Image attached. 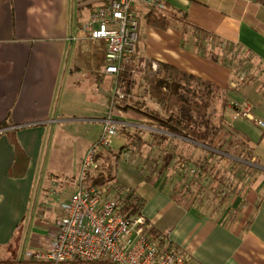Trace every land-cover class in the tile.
Returning a JSON list of instances; mask_svg holds the SVG:
<instances>
[{
  "label": "crops",
  "instance_id": "1",
  "mask_svg": "<svg viewBox=\"0 0 264 264\" xmlns=\"http://www.w3.org/2000/svg\"><path fill=\"white\" fill-rule=\"evenodd\" d=\"M109 1L0 0V125H5L0 128V264L18 262L12 251L25 242L30 250L48 246L50 232L63 215L61 204L78 188L80 154H85L101 134L115 78L103 73V66L99 79L77 68H90L93 63L91 55H80V42L86 41L87 53H95L89 42L93 39L78 34L91 12ZM132 1L141 22L138 53L219 87V118L225 130L241 138L264 162V128L257 123L264 120V6L256 0H158L171 11L186 14L190 24L251 56L255 67L252 79L234 86L233 71L199 49L190 25L175 21L169 28L156 26L150 23L144 0ZM78 74L102 90L107 107L102 117L79 118L65 109V96L70 95L75 83H81ZM223 98L228 100L225 109ZM234 102L239 107H234ZM139 103L135 106L142 107L114 112L122 126L113 149L122 153L112 193L115 191L119 200L131 195L157 231L189 252V264H264V198L258 202L238 199L241 205L234 207L230 221L224 222L163 188L154 179L157 171L144 165L146 158L149 162L147 154L153 150L155 158L162 153L171 155L177 137L192 143L189 154L198 147L203 150L204 145L162 130L155 118L143 112L145 106L163 110L160 105ZM208 117L206 112V121ZM80 122L98 124L97 136L91 127L80 134ZM157 134L168 138L161 140ZM129 139L138 142L136 163L127 157L133 153L126 146ZM56 145L60 152L54 159ZM27 261V257L19 260L22 264Z\"/></svg>",
  "mask_w": 264,
  "mask_h": 264
},
{
  "label": "built area",
  "instance_id": "2",
  "mask_svg": "<svg viewBox=\"0 0 264 264\" xmlns=\"http://www.w3.org/2000/svg\"><path fill=\"white\" fill-rule=\"evenodd\" d=\"M132 0H110L95 8L79 29L80 38L105 43V64L101 71L115 78L108 114L103 118L98 139L87 149L78 174L77 190L61 204L63 215L50 232L51 241L43 249L29 252L26 264H189L191 257L168 237L149 231L152 224L141 214L127 217L106 189L89 187V172L104 147L114 148L122 123L114 116L125 107L132 91L143 100L145 75L159 69L157 61L138 53L140 22L132 11ZM156 1L151 0L150 4ZM232 85L246 83L253 72L232 70ZM141 83V86H140ZM239 107L238 102L233 103ZM239 113H236L238 116ZM264 128V120L257 121Z\"/></svg>",
  "mask_w": 264,
  "mask_h": 264
},
{
  "label": "trees",
  "instance_id": "3",
  "mask_svg": "<svg viewBox=\"0 0 264 264\" xmlns=\"http://www.w3.org/2000/svg\"><path fill=\"white\" fill-rule=\"evenodd\" d=\"M150 1L151 0H144V5L149 8L150 23L162 28H169L175 21H180L184 25L188 24L192 27V36H194L195 44L199 46V49L203 53L208 54L210 58L224 62V64H226L231 70L236 72L240 70L248 72L254 71V62L252 61L251 56L241 47L223 42L211 32L204 31L200 27L190 24L186 14L171 11L163 2L154 0L156 3L150 4ZM256 1L264 6V0ZM131 9L136 13L140 22V15L136 11L133 3ZM83 42H80L78 51L80 55L84 54L86 57L91 55L92 58L90 60L93 63L90 68L79 66H77V68L79 70H87L92 73L96 79H99V77L101 78V76H103L100 72V68L105 64L104 42H102V40H89V42H92L91 46L95 48V53L93 54L87 53V50L85 49L86 44ZM149 61L151 60L149 59ZM158 63V71L153 74H146L144 77L146 83V93L144 94L148 93L150 99L149 102L153 101L159 104L165 111V115H162L159 110L150 109L149 106H145V111L143 112L155 118L162 130L207 146L209 148L208 152L211 155H218L221 158H226L225 154L227 152L222 149L225 140L220 137L221 132L225 130L223 119L222 117L219 118V124H214L212 121V116L215 113V107L213 104L215 99L221 93L219 87L206 79L192 75L174 65L162 62ZM187 81H189V83L194 81L197 83V86H202V88L196 90V93L198 94L197 97L188 98L184 94L183 89L187 87L185 84ZM129 95L130 96L125 100L126 104L124 108L131 106L137 109L139 106L142 107V104L135 106L137 103H148L143 100L144 95L138 90L130 92ZM130 98H138V100L134 101L131 99L133 101L131 102ZM227 105L228 100L223 98V109H225ZM206 112L209 115L207 121L204 118ZM3 127H5V125H0V128ZM224 134H227V131H225ZM157 136L161 138V140H166L168 138L165 134H157ZM79 140H77L76 143L78 144V148L82 149V143ZM217 141H221L222 144H215ZM57 146L59 145H56L55 147L54 159L59 156L60 152L59 147L57 148ZM16 148L19 152V145H16ZM216 149L222 154L217 152ZM71 151L72 149H70V152ZM121 153V151L115 152L111 147H104L98 152L95 157L94 165L89 172V187L106 189L112 193L113 183L117 179L116 167L121 158ZM247 153L249 154L248 161L251 162L253 160L257 164L260 163V160L255 157L251 150L247 149ZM84 155L85 154H82L81 152L79 168L81 167ZM69 160L72 161V155H69ZM195 165L200 168L202 166L200 161L195 163ZM192 176L197 177V174L192 173ZM214 177H216L218 181L222 180V182H224L220 171H218ZM112 195L117 200L121 213L124 216L131 217L141 215V212L138 210L139 207L133 203L131 195H127L125 200H119L114 193H112ZM149 231L155 235L167 237L166 234L160 233L153 226Z\"/></svg>",
  "mask_w": 264,
  "mask_h": 264
},
{
  "label": "rangeland",
  "instance_id": "4",
  "mask_svg": "<svg viewBox=\"0 0 264 264\" xmlns=\"http://www.w3.org/2000/svg\"><path fill=\"white\" fill-rule=\"evenodd\" d=\"M78 76L82 78L80 79L81 83H75L73 90L66 91L70 95L65 96V109L70 110V113H74L79 118L102 117L103 112L107 109L103 99L104 96L101 95L102 90H98L97 86L87 78H83L82 74H78ZM75 77L77 78V76ZM185 84L187 87L183 89L184 94L188 98L197 97L196 90L199 88L197 83L187 81ZM213 105L215 113L212 116V121L214 124H219L220 97L215 99ZM149 108L154 109L153 106H149ZM159 111L162 115H165L164 110ZM88 127H91L95 132V136H97L98 124H89V122H80L78 128L80 134H84L83 130ZM222 135L223 132H221V139L225 142L222 149L227 152L225 154L226 158L211 155L206 151L209 149L207 146H203V150L198 147L192 154H189L188 149L192 143L177 137V141L171 145L174 153H171V155L162 153L155 158L152 153L153 150H151L146 156L149 162L147 163L146 158L144 165L146 168L148 167V170L157 171L154 179L166 190L175 191L178 198L185 204L198 207L202 211L216 215L221 221L226 222L230 221V215L235 209L234 207H239L241 202L250 199H255L258 202L261 198H264V162L257 164L253 160L248 161L249 154L245 143L234 133L230 132L228 134L227 131V134ZM89 137L91 138V136ZM130 141L129 139L130 144L126 146L131 147L133 153H128L127 157L130 162L136 163L138 159V142L137 140ZM215 144H222V142L217 141ZM184 149L187 151L184 152ZM216 151L220 152L217 149ZM150 156H152L151 159ZM199 161L202 165L201 168L195 165ZM218 171L221 172L224 182L222 180L218 181L214 177ZM192 173L197 174V177L192 176ZM237 199L243 200L237 203ZM33 251L36 250H30V246L25 242L18 250L12 251L13 256L18 258V262L10 264H22L19 260L22 261L29 252Z\"/></svg>",
  "mask_w": 264,
  "mask_h": 264
}]
</instances>
